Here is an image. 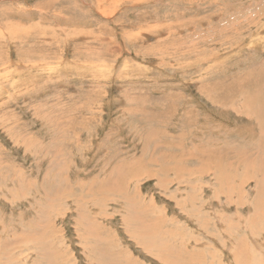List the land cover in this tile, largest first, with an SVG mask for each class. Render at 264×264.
Returning a JSON list of instances; mask_svg holds the SVG:
<instances>
[{
  "label": "rangeland",
  "instance_id": "374dc122",
  "mask_svg": "<svg viewBox=\"0 0 264 264\" xmlns=\"http://www.w3.org/2000/svg\"><path fill=\"white\" fill-rule=\"evenodd\" d=\"M0 264H264V0H0Z\"/></svg>",
  "mask_w": 264,
  "mask_h": 264
},
{
  "label": "bare ground",
  "instance_id": "6f19581e",
  "mask_svg": "<svg viewBox=\"0 0 264 264\" xmlns=\"http://www.w3.org/2000/svg\"><path fill=\"white\" fill-rule=\"evenodd\" d=\"M245 44V43H244ZM258 105V104H257ZM250 108V107H249ZM263 110V109H262ZM225 115V114H224ZM261 116V115H260ZM258 117V116H257ZM235 125V124H234ZM195 156V155H194ZM227 175V174H226ZM235 176V175H234ZM219 194V193H218ZM133 234V233H132ZM261 241V240H260Z\"/></svg>",
  "mask_w": 264,
  "mask_h": 264
}]
</instances>
